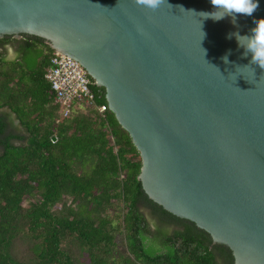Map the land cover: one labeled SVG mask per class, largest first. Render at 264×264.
<instances>
[{
	"label": "water",
	"instance_id": "1",
	"mask_svg": "<svg viewBox=\"0 0 264 264\" xmlns=\"http://www.w3.org/2000/svg\"><path fill=\"white\" fill-rule=\"evenodd\" d=\"M210 0H0V38L29 34L75 59L141 159L145 194L264 264V69L228 33L264 17L205 19ZM228 55V63L222 57ZM54 140L55 137L53 136Z\"/></svg>",
	"mask_w": 264,
	"mask_h": 264
},
{
	"label": "trees",
	"instance_id": "2",
	"mask_svg": "<svg viewBox=\"0 0 264 264\" xmlns=\"http://www.w3.org/2000/svg\"><path fill=\"white\" fill-rule=\"evenodd\" d=\"M7 44L14 59L6 58ZM0 48V108H10L27 133L1 136L0 115V264H75L65 241L78 244L88 264H233L226 245L148 198L139 151L108 107L59 119L44 78L54 49L44 39L5 35ZM89 78L95 104L107 105L104 87ZM63 195L74 205L53 210ZM113 200L124 209L109 216ZM141 207L155 218L153 229ZM17 239L27 243L23 257L15 253Z\"/></svg>",
	"mask_w": 264,
	"mask_h": 264
},
{
	"label": "built area",
	"instance_id": "3",
	"mask_svg": "<svg viewBox=\"0 0 264 264\" xmlns=\"http://www.w3.org/2000/svg\"><path fill=\"white\" fill-rule=\"evenodd\" d=\"M44 78L54 94V104L58 108L59 119L69 116L79 108L95 106L100 115L107 108L106 104H95L90 89L91 81L84 67L60 51L51 52Z\"/></svg>",
	"mask_w": 264,
	"mask_h": 264
},
{
	"label": "clouds",
	"instance_id": "4",
	"mask_svg": "<svg viewBox=\"0 0 264 264\" xmlns=\"http://www.w3.org/2000/svg\"><path fill=\"white\" fill-rule=\"evenodd\" d=\"M165 0H138V3L150 10L158 9ZM213 11H202V17L205 19H212L219 21L225 18H230L233 25L237 24L239 16H253V13L259 7V0H210ZM236 39L237 45L243 49V56H250L248 65L242 66L243 68L255 70L252 65H257L264 69V17L254 19L253 27L247 34H240V32L228 33V39ZM228 54H225L222 59L228 63Z\"/></svg>",
	"mask_w": 264,
	"mask_h": 264
},
{
	"label": "rangeland",
	"instance_id": "5",
	"mask_svg": "<svg viewBox=\"0 0 264 264\" xmlns=\"http://www.w3.org/2000/svg\"><path fill=\"white\" fill-rule=\"evenodd\" d=\"M4 50H5L6 58L9 60L14 59L17 56L14 48L9 44L4 46ZM6 108H8V107H6ZM6 108L4 107V109H6ZM50 109H52L53 113L55 114V118L58 119V115L56 116L57 112H56V109L54 108V105H51ZM6 110H8V109H6ZM14 115H15V113L12 114V116L14 117V120H15ZM54 122H56V121L54 120ZM16 127L19 131L21 130L25 136L27 135L24 127H21V125L16 126ZM26 142H27L26 138H24L21 141H15L16 144H25ZM31 199H34V198H31ZM26 202H27V200L23 201L24 204ZM63 205H74V203H73V201H71V198L68 195H63L61 200L58 201L54 205L53 210H57L59 207H61ZM123 209H124V205H122L121 202L113 200V205L111 207H108L105 210V213L109 216H113L116 212L123 211ZM141 211L144 213L146 219L148 220L149 227L151 229H153L154 225H155L154 224L155 218L153 217V215H151L150 211L147 208L141 207ZM115 221L118 223V220H115ZM167 227H168V230H170L171 226L167 225ZM63 246L66 247L70 251V253L74 259L75 264H88L87 260H86L85 251L83 249H80L78 247V244H76L75 242L65 241ZM14 250L18 256H20V257L25 256L28 253L27 243L24 240L17 239L15 242Z\"/></svg>",
	"mask_w": 264,
	"mask_h": 264
},
{
	"label": "flooded vegetation",
	"instance_id": "6",
	"mask_svg": "<svg viewBox=\"0 0 264 264\" xmlns=\"http://www.w3.org/2000/svg\"><path fill=\"white\" fill-rule=\"evenodd\" d=\"M14 38H17V37H14ZM0 50H1V48H0ZM2 114L4 115L5 127L3 128V134L1 136H5V135L9 134L10 132H18V131H16L17 127H15L14 123L12 121H10L11 117H10L9 113L7 111H4V109H3Z\"/></svg>",
	"mask_w": 264,
	"mask_h": 264
},
{
	"label": "crops",
	"instance_id": "7",
	"mask_svg": "<svg viewBox=\"0 0 264 264\" xmlns=\"http://www.w3.org/2000/svg\"><path fill=\"white\" fill-rule=\"evenodd\" d=\"M5 108H6V106H4ZM4 107H1L0 108V115H3L2 114V111H3V109H4ZM6 109H8V110H6ZM6 109H4V111H7L8 113H9V115H10V121H12L13 123H14V125H16V126H19V125H21V127H23V125L21 124V122H20V120L17 118V116H16V114L14 115L15 116V120H14V117L12 116V114L14 113L10 108H6ZM17 120V121H16ZM3 128L5 127V122H4V115H3ZM15 126V127H16ZM25 129V128H24ZM16 131H18V132H20V133H22V131L20 130H18V129H16ZM3 132V131H2ZM3 134V133H2ZM23 134V133H22ZM14 141V143H15V141H21V140H13ZM16 144V143H15ZM0 149H1V147H0Z\"/></svg>",
	"mask_w": 264,
	"mask_h": 264
}]
</instances>
